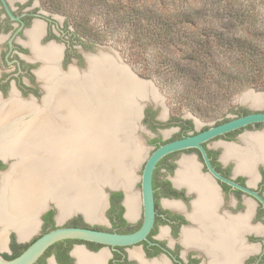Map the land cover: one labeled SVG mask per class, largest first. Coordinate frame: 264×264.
Here are the masks:
<instances>
[{
  "label": "flooded vegetation",
  "instance_id": "obj_1",
  "mask_svg": "<svg viewBox=\"0 0 264 264\" xmlns=\"http://www.w3.org/2000/svg\"><path fill=\"white\" fill-rule=\"evenodd\" d=\"M64 19L65 25L61 26L53 13L42 12L40 7L30 0H0V117L4 112L7 113L6 108L13 101L22 103L26 109L31 105L41 107L46 104L44 102L50 93L47 90L48 81L45 80L47 76L43 74V70L49 68L35 56L29 41L30 32L36 27L42 28L40 46L48 48L58 43L63 45L56 46L60 49L59 70L62 75L70 69V63L83 65L87 62L86 53L99 44L80 35L74 26L69 24L68 18ZM24 107L22 108L25 111L18 115L21 118L30 115L26 113ZM256 112H264V97L261 109L251 106L237 107L231 116L215 122L212 126L239 118L245 113L248 115ZM144 113L143 123L156 134L155 139L149 140L153 151L162 144L196 135L210 127L196 130L192 121L182 117H171L161 121L162 115L149 108ZM162 128H176L178 133L172 139L165 140L161 138ZM262 132L264 123L252 124L215 138L205 143L204 147L218 174L250 189L264 199V162H255L252 167L247 168L239 166L236 158H224L223 155L225 145L242 150L248 146V138ZM186 153L195 154L193 160L197 165V172L194 175L208 184L195 182V185H191L182 178L179 181L181 163L186 156H182L180 160L178 157ZM1 158L0 171L6 166ZM153 189L156 215L147 241L129 248H113L91 242L67 240L61 246H55L58 243L52 246L53 248H50L36 264L41 262L49 264L47 259L51 254L55 264H62L60 256L68 257L64 264H77L73 251L79 244H85L90 250L89 254L106 252L108 257L105 264H140L137 259L131 257V250L135 247H139L138 250L148 262L222 264L224 258L226 259V249V253L235 252L233 264H264V204L256 195L234 188L211 174L199 150L189 149L165 156L154 170ZM115 193L121 194V198L116 202L113 199ZM106 209V216L103 218L110 223V227L89 225L80 216L74 217L62 227H69L75 220L80 219L83 225L87 226L81 228H98L100 231L117 233L126 228L131 229L133 233L143 224V208L137 222L134 223V219L128 217L127 199L123 190L110 193ZM42 223L41 236L52 227L58 228L56 211L48 210L42 217ZM192 233L196 241L185 242V235ZM15 242L18 243L17 240ZM11 243L12 240L10 248ZM105 248L108 252L104 250Z\"/></svg>",
  "mask_w": 264,
  "mask_h": 264
},
{
  "label": "bare ground",
  "instance_id": "obj_2",
  "mask_svg": "<svg viewBox=\"0 0 264 264\" xmlns=\"http://www.w3.org/2000/svg\"><path fill=\"white\" fill-rule=\"evenodd\" d=\"M41 29L39 26L30 32L29 41L35 56L46 61L44 66H48L49 58L57 57L58 51L53 47L41 48ZM102 55L99 63L92 64L91 81L87 80L88 75L81 81L75 71L62 75L55 66L43 70V74L52 79L44 107L29 105L28 110L17 101L5 107L7 113L3 111L0 126L11 123L3 125L2 132H6L7 137L0 140V155L14 162L0 178V226L4 230L0 236L1 247L5 243L3 234L8 230H15L20 240L34 232L37 215L50 202L57 204L59 219L82 211L88 220H98L100 183L108 180L111 185L128 188L130 192L131 168L126 167L125 160L136 161L143 151L137 148L135 136L130 132L134 123L127 122V117H136L139 107L134 106L133 101L137 97L145 101L153 100L154 96L148 84L147 89L146 83L137 81L115 59ZM122 96L128 98L125 101L131 107L123 104ZM244 102L251 106L263 104L262 97L254 95L246 97ZM22 107L30 115L18 116L25 111ZM254 144L259 145L258 156L264 162V134L248 138L245 151L234 146L224 147V158L238 157L243 161V167L250 168L253 164L250 145ZM196 166L192 159H185L181 163L179 181L182 178L194 185ZM108 172L111 174L105 176ZM137 203L131 192L127 194L128 217L131 219L137 215ZM195 241L193 233L185 235V242ZM234 253H226L225 249L226 259L222 264H233ZM74 256L77 264H105L107 258L105 252L92 255L82 249H76ZM131 257L140 264H166L145 261L137 249L131 251Z\"/></svg>",
  "mask_w": 264,
  "mask_h": 264
},
{
  "label": "trees",
  "instance_id": "obj_3",
  "mask_svg": "<svg viewBox=\"0 0 264 264\" xmlns=\"http://www.w3.org/2000/svg\"><path fill=\"white\" fill-rule=\"evenodd\" d=\"M44 1L89 41L120 47L179 108L221 115L246 90L264 89V0ZM69 227L87 226L78 219ZM39 237L13 238L4 257H18ZM67 258L59 257L62 264Z\"/></svg>",
  "mask_w": 264,
  "mask_h": 264
},
{
  "label": "water",
  "instance_id": "obj_4",
  "mask_svg": "<svg viewBox=\"0 0 264 264\" xmlns=\"http://www.w3.org/2000/svg\"><path fill=\"white\" fill-rule=\"evenodd\" d=\"M101 54H108L114 57V59L123 66L129 74L134 77L137 81H140L137 79L136 75L130 70V68L127 65H124L122 60L120 59L118 53L114 51L111 48L103 47L100 45H96L94 48V52L86 53V66L87 68L85 70H80L79 68L75 67V63H73L72 66H70V69L64 73L65 75L70 71L74 70L77 73H81V81H83L82 78H84L85 75L91 72L92 70V64L95 62L99 63ZM59 61V60H58ZM58 63V62H57ZM143 83H146L151 88L149 82L146 81H140ZM152 85V83H151ZM151 91L153 95L159 97L157 92H155L152 88ZM251 92V91H250ZM138 96V94H136ZM124 96H127L124 94ZM121 97V101L123 104L132 106L130 104H127L125 99L128 100L127 97ZM131 96H134L131 94ZM262 97V96H261ZM142 98L137 97L133 101L134 106H138V111L136 117H127V122L134 123V127L130 128L131 133L135 134V129H145V127L142 124V118H143V108L146 106L147 103L150 101H142ZM132 104V103H131ZM140 104L142 107H140ZM254 107V106H251ZM128 108V107H127ZM126 108V109H127ZM126 122V123H127ZM256 123H264V112H256L251 113L248 115L241 116L239 118L224 122L219 125L210 126L207 130L202 131L196 135L187 136L182 139L174 140L167 142L165 144L160 145L158 148H156L147 158L146 163L143 168L142 176H141V203L143 207V224L140 227L139 230L133 232V233H117V232H105L100 230H95L92 228H81V227H58L56 229L50 230L49 232H46L42 236H40L35 242H33L21 255L18 257L8 260L6 259L2 254H0V264H36L38 260L55 244L67 240H77V241H84V242H91L96 244H101L108 247H132L139 245L143 241L148 240V235L151 232L154 222H155V200H154V189H153V173L157 166V164L167 155L180 152V151H186L189 149H197L200 151L204 162L210 171L211 174H213L216 178L220 179L222 182H225L228 185H231L234 188H238L240 190H243L247 193L256 195L260 201L264 204V199H262L260 196H258L256 193L252 192L250 189L245 188L223 176L218 174L215 169L213 168L210 158L208 156V153L204 147V144L221 136L226 135L229 132H233L239 129H242L246 126L256 124ZM127 127V126H126ZM136 135V134H135ZM12 143V142H11ZM145 143L147 144V141L145 140ZM136 144L140 148V143L136 142ZM141 150V148H140ZM1 158V156H0ZM6 164H9L14 162V160H6L1 158ZM10 165V167L12 166ZM9 171V170H8ZM7 171V172H8ZM1 173V172H0ZM1 173L2 175L5 174ZM107 187L111 192L117 191V190H123L126 195L127 199V192L125 189L121 187H113L109 183L107 184ZM105 191V190H104ZM107 202L109 203V197L110 193H105ZM53 202H50L46 208H43L40 210L38 214V224L42 223V217L43 215L50 209H52V206L50 205ZM126 203V200H125ZM107 207V206H106ZM59 210V209H58ZM11 230H8L7 232H11ZM16 236L18 238V235L16 233ZM18 240H20L18 238ZM25 240V239H24ZM22 241V240H20ZM94 255V253L92 254ZM54 259L49 261V264H55Z\"/></svg>",
  "mask_w": 264,
  "mask_h": 264
},
{
  "label": "rangeland",
  "instance_id": "obj_5",
  "mask_svg": "<svg viewBox=\"0 0 264 264\" xmlns=\"http://www.w3.org/2000/svg\"><path fill=\"white\" fill-rule=\"evenodd\" d=\"M30 1L34 5L35 4L38 5L42 12H47L48 13V11H49V12L53 13L55 15V18L59 22V24L61 26L65 25V22H64L65 19L64 18L67 17L66 14L52 11V9L49 7V3L44 1V0H30ZM68 21H69L70 25H73V23L69 19H68ZM52 43H55V42H52ZM59 45L61 47L63 46L61 43L56 44V46H59ZM97 45H100V46H103V47H107V48H111L114 51H116L118 53L120 59L122 60L123 64L127 65L130 68V70L136 75L138 80H140V81L143 80V81L149 82L151 88L155 92H157L159 97L157 99V96L153 95V93L151 91V95L154 96L153 100H147V101H150V102L147 103L146 106L143 108V112H145V110L148 109V108L152 109L158 115L159 114L162 115L161 121H166L167 118L170 119L171 117H182V118H184L186 120L192 121L194 123V126H195L196 130H201L203 127L212 126L215 122L220 121V120H222L224 118H227V117L231 116L233 114L234 110L237 107H248L249 106V108H250L251 105L247 104V102H244V99L246 97H248L249 95L262 96V100H263V97H264V89H248L245 92H243L242 94H240V96L236 99V101L234 103V108L232 110L228 109V110L224 111L221 115H216L215 116V114L194 113V112H192L191 110H189L187 108H184V107H180L179 108L176 105V103H174L172 100H170V98H168L167 93L164 92V90H161L160 85L154 79L146 77L143 74V71L141 69H139L138 66L137 67L135 66L136 64L134 65L128 59V57L124 56V54L120 51V47H118L117 45H114V44H110V43L97 44ZM56 46H51V47L57 49L58 57L49 58V60L51 62H49L47 67L51 68V67L55 66L57 68V70L60 72V70H59V61H58L59 58H60V56H59L60 49L58 47H56ZM41 48H43V47L41 46ZM90 51L94 52V49L90 50ZM90 51H88V52L90 53ZM102 56H105L106 58L112 57L114 59L113 56L108 55V54H105V55H102ZM86 60H87V58H86ZM42 61L46 62L44 60H42ZM53 62H55V63H53ZM72 64L70 63L69 66H71ZM86 65H87L86 62H84L83 65H78L75 62V67L79 68L80 70H85L87 68ZM72 71H74V70H70L66 75L70 74ZM77 74H78L77 76L81 77V73L78 72ZM87 75L89 76L87 78V80L90 79V81H91V78H90L91 75H89V73ZM45 80L48 81L47 90L50 93V88L51 87H49V85H51L50 81L52 82V79H49V78L46 77ZM151 83H152V85H151ZM145 88L148 89L147 84H145ZM145 95L147 96V94H145ZM47 99H49V97ZM47 99L45 100L44 103L48 102ZM45 105H47V104H43L42 106H45ZM246 105H248V106H246ZM220 106H221V104L219 105V107ZM140 107H142L141 104H140ZM262 107H263V104L260 105V106H254L253 108L261 109ZM45 109H47V106H46ZM49 109H50V107H49ZM144 114H143V118H144ZM143 118H142V124L145 127V129H135V134L136 135L134 134L136 142L140 143V148H141V151H143V153L141 154L140 158L137 159L136 161L131 162V159L125 160V164H127L126 167H130L131 168L130 169L131 170L130 171V176H131L132 180H131V190H130V192L136 197V201L138 202L137 203L138 204V206H137L138 210H137V215H136V217L134 218V221H133L134 223L137 222L138 219L142 215V208L143 207H142V203H141V196H142V194H141V176H142V172H143V168H144V165L146 163V160H147V158L149 157V155L153 151L152 146L149 145V140L156 138V134L154 132H152L150 129H148V127L143 123ZM7 123L8 122L1 124V126H0V135H1V133L2 134L4 133V132H2L3 131L2 128L4 126H6ZM10 123L11 122H9L8 124H10ZM161 130H162L161 138H163L165 140L172 139L178 133V129H176V128H162ZM4 134H5V135H3L4 137L1 138L0 140H4L7 137L6 136V132ZM121 138H123V137H121ZM145 140L147 141V144L145 143ZM140 148H139V150H140ZM182 156H186V157H184V159H186V158L189 159L190 158V159L193 160V158L195 157V154L194 153L182 154L181 156L178 157V160H180L179 158H183ZM2 158L5 159L4 157H2ZM196 162H197V160H196ZM11 164L12 163H10V165ZM10 165L6 164L5 168L2 171H0V172L1 173H4V172L7 173V171L10 169ZM111 170H113V168H111ZM110 172L112 173V171H110ZM110 172L105 174V176H109L111 174ZM1 173H0V178L2 176ZM107 184H108V180L102 182V184L100 183L99 186H98L99 200L101 199V201H99L100 202L99 205L97 206L98 207V211L97 212H98V215H100V218L98 220H88L86 215H85V213H83L82 211H76L75 213H73L71 215H68L67 217H65L63 219H59V210H58L59 208H58L57 204L51 203L50 205L52 206V209H54V211H56V219H57L58 226L59 227L65 226V224L68 221H70L74 217L80 216V217H83L85 223H87L89 225H92V226H97V225L101 226L102 225V226L110 227V223H108L107 220H105V218H103L104 216H106L105 215V213L107 211V209H106L107 207L106 206L108 204L105 193H108V192L111 193V191L107 187ZM109 184H110V182H109ZM113 187H115V186H113ZM116 187H119V186H116ZM125 189L127 190V194H129L130 192H128V188H125ZM127 208H128V206H127ZM38 221L39 220H38V215H37V229H36L35 232L30 234L25 240H22V241L18 240L15 230H12L11 232L4 233L3 235H5V240H4L5 243H4V245L2 247L0 246V254H2L4 256L5 254H11L12 253L11 248H10V241L13 238H15V240H17L18 243L26 244V243L31 242L35 238L41 236V234H42V224L43 223L38 224ZM3 231H4L3 228H1V226H0V236L2 235ZM76 246H78V247H75L73 252H75L76 249H82L85 252H88V254L90 253V250L88 249V247L85 244H79V245H76ZM135 249L138 250L139 247L132 248L131 251H133ZM104 250H106L108 252L107 248H105ZM91 252H93V251H91ZM93 253H96V252H93ZM95 255H98V254H95ZM107 257H108V255H107ZM52 259H54V257L51 254V255L48 256L47 261H50Z\"/></svg>",
  "mask_w": 264,
  "mask_h": 264
},
{
  "label": "crops",
  "instance_id": "obj_6",
  "mask_svg": "<svg viewBox=\"0 0 264 264\" xmlns=\"http://www.w3.org/2000/svg\"><path fill=\"white\" fill-rule=\"evenodd\" d=\"M58 57V56H57ZM50 58H52V57H50ZM262 105V104H261ZM262 134H264V132H262ZM262 134H260V135H262ZM257 136H259V135H257ZM250 138H252V137H250ZM258 146L259 145H256V144H254V145H250V152H251V154H253V158H252V160H253V163H255V162H258V161H260V157L258 156V152H257V150H258ZM224 147H226V145L224 146ZM247 147H245L244 149H242L241 151H245V149H246ZM256 155H257V157H256ZM236 160L239 162V166H242L243 165V161H239L238 160V157H236ZM252 162V161H251ZM241 163V164H240ZM197 179V180H196ZM204 181V180H203ZM202 181V179H199V178H195V179H193V183H194V185H195V182H197V183H202L203 182ZM37 229V228H36ZM36 229H35V231H36ZM34 231V232H35ZM33 233V232H32ZM31 233V234H32ZM26 239V238H25Z\"/></svg>",
  "mask_w": 264,
  "mask_h": 264
}]
</instances>
